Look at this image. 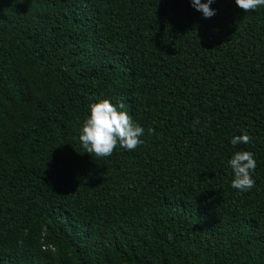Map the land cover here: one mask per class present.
Here are the masks:
<instances>
[{"label":"trees","instance_id":"trees-1","mask_svg":"<svg viewBox=\"0 0 264 264\" xmlns=\"http://www.w3.org/2000/svg\"><path fill=\"white\" fill-rule=\"evenodd\" d=\"M210 7L0 0V264H264V7ZM105 99L144 143L94 158L79 135Z\"/></svg>","mask_w":264,"mask_h":264},{"label":"clouds","instance_id":"clouds-1","mask_svg":"<svg viewBox=\"0 0 264 264\" xmlns=\"http://www.w3.org/2000/svg\"><path fill=\"white\" fill-rule=\"evenodd\" d=\"M191 2L192 7L202 12L204 18L216 15V11L210 7L215 0H207V3H202L201 0H191ZM235 3L245 13L264 7V0H235ZM123 107L124 105L120 104L119 108ZM194 124H199V120L194 121ZM148 133L153 134L154 129H149ZM144 134V128L127 112L118 110L117 106L105 99L90 106V115L83 123L79 140L87 154L94 158H107L113 155L117 147L127 151L136 150L143 145ZM251 140L250 135L243 134L234 136L230 143L233 146L247 145ZM228 163L234 173L232 188L239 192L251 191L255 186L252 173L257 167L254 153L237 151Z\"/></svg>","mask_w":264,"mask_h":264}]
</instances>
